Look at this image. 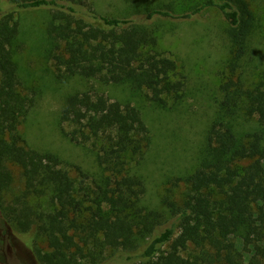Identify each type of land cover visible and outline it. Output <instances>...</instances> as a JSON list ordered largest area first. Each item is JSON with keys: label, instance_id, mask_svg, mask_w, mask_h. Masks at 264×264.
Instances as JSON below:
<instances>
[{"label": "trees", "instance_id": "16d2710c", "mask_svg": "<svg viewBox=\"0 0 264 264\" xmlns=\"http://www.w3.org/2000/svg\"><path fill=\"white\" fill-rule=\"evenodd\" d=\"M7 1L14 10L50 11L47 53L59 83L77 77L125 85L161 109L183 99L186 77L157 52V36L140 23L98 14L87 0ZM209 8L230 26V75L219 86L198 168L176 181L184 186L181 203L167 195L158 207L144 205L145 180L137 169L151 139L130 104L89 90L69 95L60 112L69 141L95 152L99 179L80 169L74 178L55 154L27 147L17 127L35 100L7 51L18 32L13 11L2 16L0 194L18 184L5 220L46 243L35 251L36 264H264V81L237 73L250 26L247 6L203 0L179 15L160 9L145 17L189 20ZM238 120L254 121L255 128L240 133Z\"/></svg>", "mask_w": 264, "mask_h": 264}, {"label": "rangeland", "instance_id": "374dc122", "mask_svg": "<svg viewBox=\"0 0 264 264\" xmlns=\"http://www.w3.org/2000/svg\"><path fill=\"white\" fill-rule=\"evenodd\" d=\"M87 1L98 14L132 19L154 31L157 52L173 60L186 77L183 99L177 104L168 100L166 108L161 109L148 101L145 92H131L125 85H102L77 77L59 83L47 53L50 11L14 10L7 0H0V20L13 11V21L18 24L17 37L7 51L18 67L20 85L35 100L17 132L29 149L58 156L63 169L72 177L78 178L80 169L91 179H99L101 172L95 152L90 145L69 141L65 133L70 128L60 126V112L69 95L89 90L102 92L110 102L130 104L140 110L151 139L137 169L145 180L144 205L158 207L167 195L180 204L184 186L179 183L175 187L176 181L198 168L206 148L207 132L221 100L219 86L230 75L233 58L230 26L216 8L206 9L189 20L155 16L147 21L145 17L147 11L160 9L179 15L203 0ZM243 1L249 11L250 26L242 39L246 50L238 61L237 73L259 83L264 81V0ZM2 78L0 72V83ZM236 124L240 133L255 128L254 121L238 120ZM17 185L0 194V264H36L35 251L46 250V243L34 234H22L5 220V208L19 194Z\"/></svg>", "mask_w": 264, "mask_h": 264}]
</instances>
